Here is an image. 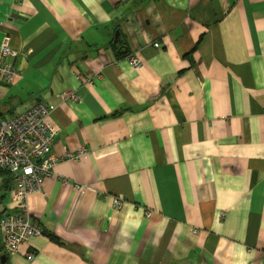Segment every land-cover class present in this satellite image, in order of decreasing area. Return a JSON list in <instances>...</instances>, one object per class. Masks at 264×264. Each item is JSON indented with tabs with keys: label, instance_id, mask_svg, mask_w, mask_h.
<instances>
[{
	"label": "crops",
	"instance_id": "obj_1",
	"mask_svg": "<svg viewBox=\"0 0 264 264\" xmlns=\"http://www.w3.org/2000/svg\"><path fill=\"white\" fill-rule=\"evenodd\" d=\"M5 35L4 112L55 106L61 133L43 234L11 255L0 228V264H264V0H3Z\"/></svg>",
	"mask_w": 264,
	"mask_h": 264
},
{
	"label": "built area",
	"instance_id": "obj_2",
	"mask_svg": "<svg viewBox=\"0 0 264 264\" xmlns=\"http://www.w3.org/2000/svg\"><path fill=\"white\" fill-rule=\"evenodd\" d=\"M10 40V36L5 35L0 45V92L23 77L22 71L11 62L20 53L11 48ZM155 47L159 48V44ZM128 62L136 70L146 64L138 55L130 57ZM65 99L79 101L75 93ZM55 109L52 105L36 103L21 114L0 120V185L7 173L14 184L11 201L20 210L0 219L6 254L21 253L23 245L43 234L41 226L31 218L29 198L43 190L45 179L52 176L59 161L52 154V145L61 133V127L52 118ZM82 155L80 151L79 155L68 158L78 161ZM115 204L120 206L118 201ZM26 257L34 260L32 253H27Z\"/></svg>",
	"mask_w": 264,
	"mask_h": 264
},
{
	"label": "trees",
	"instance_id": "obj_3",
	"mask_svg": "<svg viewBox=\"0 0 264 264\" xmlns=\"http://www.w3.org/2000/svg\"><path fill=\"white\" fill-rule=\"evenodd\" d=\"M118 45H119V44H116V45H115L116 47L114 46L115 49H117V50H118ZM123 49H124V48L121 47L120 51H123ZM124 50H125V49H124ZM118 54H119V56H124L123 58H125L127 61L129 60L130 57L135 56V54H132V55H131V53L128 54V51H126V52H124V53L119 52ZM123 112H124V111L121 110V111H119V112L113 114L112 117H117L118 115H121ZM3 181H4V182H2V184L0 185V190L2 189V187H3V188H7L8 190H10L11 186H12V185L14 186V184L12 183V180H11L10 176H9L7 173L5 174V177H4ZM13 188H14V187H13ZM51 239H52L54 242H56V243L60 242V240H59L57 237H55V236H51Z\"/></svg>",
	"mask_w": 264,
	"mask_h": 264
},
{
	"label": "rangeland",
	"instance_id": "obj_4",
	"mask_svg": "<svg viewBox=\"0 0 264 264\" xmlns=\"http://www.w3.org/2000/svg\"><path fill=\"white\" fill-rule=\"evenodd\" d=\"M12 87V86H11ZM10 88V87H9ZM16 92L20 93V94H24L25 91L21 88L18 87V89L15 90ZM14 91V92H15ZM13 92V94H15ZM17 96V95H16ZM9 104V100L8 99H5L3 100L1 103H0V120H8L11 116L10 114L8 113H5L4 112V108L7 107ZM23 105H18V106H15L14 109L15 111H18L17 109H21ZM17 113H20V112H17Z\"/></svg>",
	"mask_w": 264,
	"mask_h": 264
},
{
	"label": "clouds",
	"instance_id": "obj_5",
	"mask_svg": "<svg viewBox=\"0 0 264 264\" xmlns=\"http://www.w3.org/2000/svg\"><path fill=\"white\" fill-rule=\"evenodd\" d=\"M3 1V0H2Z\"/></svg>",
	"mask_w": 264,
	"mask_h": 264
}]
</instances>
